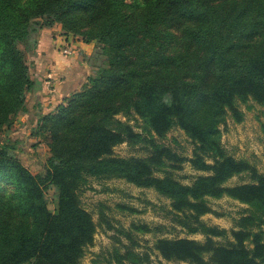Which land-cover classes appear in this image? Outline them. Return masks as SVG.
Wrapping results in <instances>:
<instances>
[{"label":"trees","instance_id":"trees-1","mask_svg":"<svg viewBox=\"0 0 264 264\" xmlns=\"http://www.w3.org/2000/svg\"><path fill=\"white\" fill-rule=\"evenodd\" d=\"M56 24L95 42L86 58L91 72L37 117L34 134L49 138L42 171L33 173L0 143V264H79L97 232L80 196L90 178L155 189L170 199L178 225L205 236L157 238L168 261L264 264V173L222 143L228 118L244 119L241 104L264 105V0H0V132L28 110L38 80L27 55L42 29ZM118 114L138 115L141 131ZM175 127L191 139V156L163 141ZM123 142L146 145L149 155H115ZM187 161L207 174L179 181L169 167ZM235 176L250 181L228 185ZM224 196L247 205L231 230L202 218L213 212L210 198ZM125 260L149 264L151 256L127 250L117 256L118 264Z\"/></svg>","mask_w":264,"mask_h":264},{"label":"rangeland","instance_id":"rangeland-1","mask_svg":"<svg viewBox=\"0 0 264 264\" xmlns=\"http://www.w3.org/2000/svg\"><path fill=\"white\" fill-rule=\"evenodd\" d=\"M55 26L62 31L61 24ZM32 58L34 59V53H28L27 60L30 65L33 62ZM88 66L90 73L91 68L90 65ZM240 107L244 111V119L236 122L228 118L222 125V143L228 153L236 158L249 160L264 173V105L250 100ZM33 113L28 105V110L18 115L12 128L0 132V143L10 146L11 151L17 154L25 166L33 173H39L45 168L50 156L49 138L34 134L38 120L34 119ZM117 118L129 121L137 131L142 129L138 115L129 118L118 114ZM163 141L179 153L191 156L193 144L182 129L173 128ZM114 154L123 157H145L149 155V150L146 145H130L123 142L114 147ZM169 170L176 179L185 184H191L197 176L207 174L194 169L188 161L182 163L179 169L169 167ZM249 181L246 176H235L227 184L235 185ZM57 195L54 187L47 191L46 197L50 207L55 206ZM80 196L83 206L92 213L97 223V232L93 245L86 248L79 264H118L117 256L127 250L142 255L150 254L149 264H191L187 261L164 259L154 247L156 239L187 237L199 241L205 240L203 234H189L178 225L171 213L170 199L153 188L140 187L122 178H90L89 183L80 190ZM209 201L213 212L205 214L203 220L210 225H218L228 230L234 227V219L247 208L246 204L227 196L219 199L210 198ZM134 224L149 225L154 231L137 230L133 227ZM128 232L130 236L127 235ZM217 240L225 242L223 238ZM125 262L130 263L129 260Z\"/></svg>","mask_w":264,"mask_h":264},{"label":"crops","instance_id":"crops-1","mask_svg":"<svg viewBox=\"0 0 264 264\" xmlns=\"http://www.w3.org/2000/svg\"><path fill=\"white\" fill-rule=\"evenodd\" d=\"M66 46L74 49L71 56L61 53ZM94 48V41L86 43L78 36L62 33L56 26L42 29L38 46L32 52L34 59L32 58L31 63L32 75L38 80V86L28 94V105L34 111L33 117L36 121L40 112L53 110L62 100L83 86L89 74L86 58L93 53ZM50 71L57 78L53 92H48L44 87V79ZM38 103L42 107H38Z\"/></svg>","mask_w":264,"mask_h":264},{"label":"built area","instance_id":"built-area-1","mask_svg":"<svg viewBox=\"0 0 264 264\" xmlns=\"http://www.w3.org/2000/svg\"><path fill=\"white\" fill-rule=\"evenodd\" d=\"M61 52L63 53L64 56H71L74 52L73 48H71V46H66L63 47ZM55 76L54 73L52 71H50V73H47L46 78L44 79V87L48 92H52L55 87Z\"/></svg>","mask_w":264,"mask_h":264}]
</instances>
